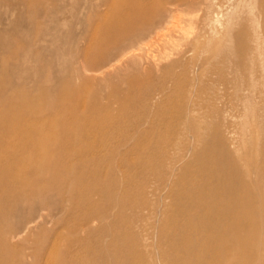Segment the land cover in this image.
<instances>
[{"label": "rangeland", "instance_id": "374dc122", "mask_svg": "<svg viewBox=\"0 0 264 264\" xmlns=\"http://www.w3.org/2000/svg\"><path fill=\"white\" fill-rule=\"evenodd\" d=\"M162 1L150 26L118 35L109 22L139 0H0V264H167L178 202L210 174L187 167L214 159L205 138L224 137L247 175L250 152L264 160V0ZM239 56L254 105L229 68Z\"/></svg>", "mask_w": 264, "mask_h": 264}, {"label": "bare ground", "instance_id": "6f19581e", "mask_svg": "<svg viewBox=\"0 0 264 264\" xmlns=\"http://www.w3.org/2000/svg\"><path fill=\"white\" fill-rule=\"evenodd\" d=\"M139 2H140L139 7L136 10L132 11L133 14L130 17L121 18L120 16H115V18H113L108 24L109 30L112 31L113 33L121 35L125 31H132V30H137L139 28H145L147 26H150L156 18L168 12L166 11V7L162 0H139ZM177 2L178 1L176 2L174 1L172 3L173 7L177 4ZM167 14H168V17H166L167 19L165 20L162 19L165 22L162 25L160 24L159 26H164V25L167 26V24L169 25L170 23L169 19L172 17L171 14L173 13L169 12ZM172 25L173 24H171V26ZM236 29H238L237 26ZM162 34L160 35L162 36ZM234 38H235V42H237L239 39V37H234ZM261 38H263V36ZM6 45L8 46V44ZM17 49L12 48L10 55L15 56L17 54L16 51ZM232 52L233 50L227 51V56L229 59H233L231 57L233 55ZM219 54L221 53L219 52ZM263 55L264 53L261 56ZM246 59L247 58L244 59V57L239 56V59L236 61L234 67L228 64L227 65L230 66L229 68L231 69L236 68L238 74L240 75V78H242L244 81V85L242 88L249 91L248 93L249 97L247 98L248 102H250L251 105H254L256 103L255 94L254 92H251L252 91L251 88L253 87H251V83L248 81V78L246 77L248 71H250V68H247V63L249 61H246ZM14 61L16 62V60ZM226 63H229V61H227ZM144 67L145 65L143 66V68ZM150 69L148 70L150 71ZM214 72L219 74L220 68L219 67L214 68ZM252 73H254V77H256L257 81L260 82L262 81L260 80V77L259 75H257L256 71H252ZM261 79H263V77H261ZM230 84L233 87H235L236 85L235 81L231 80L227 76L222 77L221 85H224L226 87V85H230ZM7 87H8L7 80L1 79L0 77V93L5 92ZM238 100L242 104L244 103L247 104V101L243 97H240ZM7 101H8L7 102L8 105H10L13 104V102H16V99L13 98L12 96L9 97ZM185 120L189 132L196 131V128H194L196 122L194 120H190V118ZM187 121L189 123H187ZM183 122L185 121L183 120ZM260 124L261 126L264 127L262 121H260ZM205 139L208 140L209 143L218 141L217 145L215 146L210 145L211 147L206 149V153L215 156L214 159L211 162L204 163L203 161L200 162L199 158H196L192 160L190 163H187V167L189 165L194 164L198 168L201 167L203 170V168L207 166L210 168V174L207 177H201L200 180L196 182L197 184L193 185L197 187L196 192L192 194V200L194 202H190V203L186 202L185 204L184 203L180 204V202H178L180 209L177 211V215L175 214L176 218L174 217L176 224L172 234L173 245L175 248V252L177 253V256L165 258V261L167 264H196L199 260L205 258V260L213 261L216 264H239V263L253 264L254 262H258V259L255 257H252V260H250L249 262L242 260L243 256L241 252L243 253L255 252L257 249L258 251H264V243L259 245H256L255 243L256 237H264V160H257L255 154L250 152L248 157L245 160H243L244 161L243 165L249 168L248 169L249 175H247L245 171H243V169L241 168L240 163H238L235 154L230 150L228 143L226 142L224 137L219 136L215 138L214 136L210 135L207 136V138ZM259 147H258V151H259ZM262 149L264 154V136H263ZM186 178H187V174L183 176L184 180H186ZM167 181L170 182L173 181L172 177H169ZM167 185L169 186L168 182L166 183V186ZM168 186L165 187L164 190H168L169 188ZM195 187H194V191H195ZM175 200L178 201L176 198ZM192 211L194 212V214L191 213ZM179 218H183V219L185 218L187 221L191 222L190 226L180 225L181 219ZM243 220H248V222L242 223ZM93 221H95V219ZM31 222L32 221H30V223ZM89 224L90 223H88V225ZM88 228L90 227L88 226ZM90 231L92 230L90 229ZM194 253H198L200 255L197 256L196 258H193L191 256ZM109 258L115 260L114 255L109 256Z\"/></svg>", "mask_w": 264, "mask_h": 264}]
</instances>
